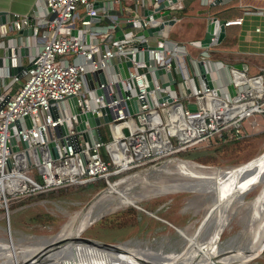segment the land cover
Listing matches in <instances>:
<instances>
[{
	"label": "built area",
	"instance_id": "obj_1",
	"mask_svg": "<svg viewBox=\"0 0 264 264\" xmlns=\"http://www.w3.org/2000/svg\"><path fill=\"white\" fill-rule=\"evenodd\" d=\"M93 1L43 0L38 12L30 15L12 12L0 23V207L6 211L9 202L24 196L98 178L109 183L108 177L119 170L170 156L215 134L221 135L224 129L228 137H245L246 124L253 127L254 115L264 112V63L258 72L249 74L235 65L210 59L203 49L191 58V74L179 60L187 53L186 47L167 38L166 24L153 31L158 34L154 41L150 40L151 35L137 33L162 20L160 15L145 18L141 10L145 0H124L130 2L131 13L124 19L126 28L121 30L120 42H115V24L97 25L91 21L90 16L96 13L94 7L76 15L79 5H92ZM115 1L118 0L109 1L103 10H108ZM174 2L175 8L182 6L180 0ZM75 16L80 19L81 37L66 31L75 28L72 24ZM240 22L241 17L224 19L225 26ZM25 27L31 28L30 33L20 32ZM9 30L15 34L9 35ZM137 42L153 47L147 49V63L139 50L137 59L128 66L129 75L120 79L121 87L128 92L121 97L112 64L119 53L134 51ZM20 46L27 47L25 55L31 66L22 72L23 80L14 86L20 76L10 75L7 66L24 64ZM6 47L8 54L3 53ZM198 59L203 60L219 94L204 85L196 67ZM158 67L171 70L175 84L178 81V91L175 84L162 86L166 77L155 73ZM98 68L104 72L105 81L93 80L94 87L88 88L84 74ZM145 70L151 74L150 89L145 88L142 77ZM194 76L198 77V83L194 82ZM227 83L234 87L232 95L226 89ZM70 95L76 96L79 112H97L101 106L109 108L113 115L107 123L109 141L104 142L100 126L99 139L93 141L86 125L84 129L90 139L89 145L86 144L76 129ZM133 95L138 96L137 110L129 113L125 99ZM164 95L169 98H161ZM189 102L195 104L194 110L188 109ZM15 123L17 127L12 131L11 125ZM117 125L120 126L115 132ZM49 141L56 156L50 153ZM112 166L117 168L111 170ZM32 167L39 179L30 173Z\"/></svg>",
	"mask_w": 264,
	"mask_h": 264
},
{
	"label": "rangeland",
	"instance_id": "obj_2",
	"mask_svg": "<svg viewBox=\"0 0 264 264\" xmlns=\"http://www.w3.org/2000/svg\"><path fill=\"white\" fill-rule=\"evenodd\" d=\"M75 21L79 25L78 18ZM196 28L194 34L197 35ZM190 30L188 27L174 29L178 35L170 34L168 38H173L172 40L177 42L190 39ZM39 33L40 30L38 35ZM215 48L221 53L219 57L221 60L233 61L232 55L223 54L227 50L225 45L224 47L216 45ZM255 58L256 61L260 59ZM23 61L25 64L28 58L24 56ZM258 64H261L260 61ZM195 78L198 81V78ZM22 80L23 76H20L14 86ZM175 86L178 91V81ZM183 102L186 103L187 100L183 99ZM254 118L256 121L253 127L247 123V135L236 142L220 145L219 139L209 137L188 148L187 154L173 153L119 170L108 177L109 183L126 177L116 185L128 195L135 196V205L120 204L117 198H107L112 194V190L106 191L109 183L105 178L49 190L52 193L47 191L13 199L8 203L7 211L5 207H0V255L11 250L10 243H5L8 234H11L14 240V244H11L13 250L17 248L19 252L23 250L22 247H38L40 244L37 242L38 239H47L68 232L89 215L91 217L89 224L84 227L81 236L111 243H127L140 248L148 247L154 251H179L184 246L186 235L195 227L208 223L211 215L218 210L224 198L223 188L211 186L144 194L146 184L163 183L171 186L170 181L179 179L180 173L238 169L241 164L264 151V113L255 114ZM99 129L104 142L109 141L111 136L108 124L102 122ZM200 152L209 154L211 161L202 163L192 158ZM235 165L239 166L232 167ZM115 168L117 167L112 166L111 170ZM30 173L39 179L34 167L30 169ZM121 177L123 178L120 179ZM263 190L264 177L250 185L244 196L250 200ZM244 211L245 208H238L224 221L219 222L217 240L219 239L218 245L222 249L238 248L242 244L245 235L242 231L245 224ZM263 228L264 222L256 228L257 233L250 241L251 245L256 244ZM231 264H264V251L261 252L260 249L257 252L247 251L234 257Z\"/></svg>",
	"mask_w": 264,
	"mask_h": 264
},
{
	"label": "bare ground",
	"instance_id": "obj_3",
	"mask_svg": "<svg viewBox=\"0 0 264 264\" xmlns=\"http://www.w3.org/2000/svg\"><path fill=\"white\" fill-rule=\"evenodd\" d=\"M119 126H115L113 130L117 132ZM115 144L117 143L115 142ZM115 160L122 163L119 159ZM236 166L239 165L232 167ZM213 170L216 169L180 173L179 179L170 181L171 186L163 183L154 185L148 183L145 186L144 194L211 186L223 188L224 198L218 210L211 215L208 223L195 227L190 234L186 235L184 246L179 251H154L148 247L140 248L127 243H115L114 246H107L89 240L81 236L82 230L89 224L91 218L89 215L68 232L47 239H38L37 242L40 243L38 247H22L23 250L19 251L20 253L17 248L13 250L11 244L14 240L11 234H8L5 243H10L11 250L6 249L8 251L5 253L6 255H0V264H141L139 258L149 260L156 257L162 259L164 264H231L237 255L247 251L257 252L259 244L261 247L263 244L264 228L255 245H251L250 241L256 236V228L264 222V190L250 200L245 198L244 193L250 185L264 177V151L253 157L252 160L241 164L238 169ZM122 180H114L109 183V188L106 191L111 189L112 194L107 198H117L120 204H134L135 196L128 195L117 187L116 184ZM241 207L245 208L243 213L245 224L242 230L245 235L242 244L238 248L218 249L217 228L219 222L224 221L232 212Z\"/></svg>",
	"mask_w": 264,
	"mask_h": 264
},
{
	"label": "crops",
	"instance_id": "obj_4",
	"mask_svg": "<svg viewBox=\"0 0 264 264\" xmlns=\"http://www.w3.org/2000/svg\"><path fill=\"white\" fill-rule=\"evenodd\" d=\"M109 1L112 0H94L92 5H79L75 10L76 15L81 16L85 14L87 8L92 6L96 9L95 15H92L93 18H91V21L93 23L97 25L113 23L116 25L115 32L119 29L122 30L126 28L124 19L131 13L130 2L124 0L111 2L110 8L106 11L103 10L102 7ZM191 1L192 0H180L182 4L180 8H175V2H173L157 11L161 13L163 12V10L168 9V13L160 17L161 19H173L172 23L165 25V28L167 29V38L170 34L178 35L174 31V29H180L184 27H188L191 29L190 39L178 42L184 44L187 49V53L182 54L179 57V60L183 61V65L186 66L191 74V58L197 57L199 55V52L203 49H206L208 52L210 49H218L215 48V46L219 42L208 47H198L191 43V40L199 39L203 36L206 30V25L212 16H216L222 19L241 17L240 23L229 24L225 26L224 36L222 37V39H229L227 50L223 53L225 56L228 54L232 55L233 61H225L224 59L219 60L226 64L232 65H235L237 62L245 63L246 68L249 71L261 66V64L258 63L259 61L260 63H262V60L264 59V0H201L202 4L205 6L199 8L194 6L190 10L187 9L186 11H182L183 6L191 4ZM154 2V0H145L143 2L141 10L143 11V8H153ZM42 5L43 0H0V10L5 11L6 19L10 17V14L12 12L28 15L32 14L33 12H38V10H40L39 8H41ZM216 13L218 15H216ZM77 16L74 17L72 24L75 28H81L80 19ZM76 18H78L79 20V25H77V22L75 21ZM195 27H197L196 30L198 29L197 35L194 34ZM256 27L258 28V30L255 29ZM115 32H113V34ZM8 34L13 36L15 32L9 30ZM180 35H182V33ZM155 37H158V34L156 32L151 35L150 40L154 41ZM17 39L19 40L20 38L18 37ZM172 41L177 42L175 40ZM193 54H195L196 56L193 57ZM24 56L20 58L22 63H24ZM26 57L28 58V56ZM255 57H260V59L256 61L254 60L257 59ZM195 77L196 76H194V82L198 83L199 79L197 81ZM180 78L181 77L178 76L177 80H180Z\"/></svg>",
	"mask_w": 264,
	"mask_h": 264
},
{
	"label": "water",
	"instance_id": "obj_5",
	"mask_svg": "<svg viewBox=\"0 0 264 264\" xmlns=\"http://www.w3.org/2000/svg\"><path fill=\"white\" fill-rule=\"evenodd\" d=\"M175 0H157L153 3V8H143L142 13L145 15L146 19H151L155 18L157 16H163L168 13V9L163 10V12L159 13L157 12L159 9L163 8L164 6H168L170 3L174 2ZM93 18V16H90V19ZM5 22V11L0 10V23ZM173 22L172 18H165L162 19L161 22H159L156 25L153 26H146L139 30L137 33H142L144 35H152L153 31H156L160 28L163 27L164 24H170ZM31 28L30 27H25L20 30L22 34H28L30 33ZM66 31H69L72 33L75 37H81V29L80 28H67ZM224 31H225V25H224V19L218 18L216 16H212L209 20V22L206 25V30L203 34V36L199 39L191 40V43L196 46H201V47H208L210 45L216 44L220 42L222 37L224 36ZM122 38L121 30H117L115 32V42H120ZM85 39H88V35L85 34ZM136 49L132 52H127L125 54L119 53L117 55L116 60L113 62L112 67L113 70L116 74V82L115 85L117 87V91L119 96L123 97L128 91L124 90L121 87V78H125L129 75L128 72V66L132 64V60L137 59L139 55V50H141L143 59L147 63V58H148V48L153 47L151 44H147L145 42H137L135 44ZM9 50L8 48H4L3 53L8 54ZM19 53L20 55H25L27 54V47L26 46H20L19 47ZM2 63V59L0 58V65ZM31 62L28 61L25 64H18V65H8V73L11 74H16L18 76H21L22 72L24 70H27L30 68ZM236 67L246 69V64L245 63H236ZM196 67L199 73V76L201 77V80L203 81L205 86H208L212 89V92L215 94H219V88L217 86H214L211 75L209 71L205 68L204 62L202 59H198L196 62ZM155 73L157 75H165L166 79L161 82L162 86L168 85V84H175L176 79L172 76V72L169 69H165L163 67H158L155 69ZM85 80H86V85L88 88H93L94 83L93 80H95L97 83L105 81V75L104 72L102 71L101 68L92 70V71H86L85 74ZM144 83H145V88L150 89L152 88V81H151V74L149 71L145 70L142 74ZM134 82V81H133ZM226 89L229 92V94L234 93V87L232 83H227ZM97 93L100 92L99 88L95 89ZM136 92L138 91L137 87L135 86ZM138 96L133 95L132 97L125 99L126 103V108L129 113H133L134 111L137 110V104H136V98ZM161 98H169L167 95L162 96ZM160 98V99H161ZM69 99L72 102V107L71 111L76 113V129L80 131L82 134L83 138L86 141V144L89 145L90 139L87 131L84 129L86 125L89 126V132L91 134V138L93 141H97L99 139V133H98V126L104 123H108L111 121L113 115L109 108L107 106H101L97 112H90V111H85V112H79L78 107L75 105L76 103V96L75 95H70ZM187 107L190 110L195 109V104L192 102L187 103ZM11 125V124H10ZM17 127V124L15 123L14 125H11V130L15 131ZM25 144V142H23ZM48 146L50 148V153L52 156H56V150L53 146V143L51 141L48 142ZM124 177V176H123ZM85 238L107 245V246H114L115 243L111 242H106L103 240H100L98 238L94 237H89V236H84ZM46 238V237H44ZM219 240V239H218ZM218 249H221V247L218 245ZM264 251V240L263 244L261 247V252ZM258 255V254H257ZM256 256V255H255ZM254 257V256H253ZM141 264H164L159 257L145 260L139 258Z\"/></svg>",
	"mask_w": 264,
	"mask_h": 264
},
{
	"label": "trees",
	"instance_id": "obj_6",
	"mask_svg": "<svg viewBox=\"0 0 264 264\" xmlns=\"http://www.w3.org/2000/svg\"><path fill=\"white\" fill-rule=\"evenodd\" d=\"M198 1H200V2H198ZM197 7V8H199V7H203V6H205V5H203L202 4V1L201 0H192L191 1V4H187V5H185V6H183V8H182V11H186L187 9H192L193 7ZM218 13V12H217ZM216 13V15H218ZM216 45H218V47L219 46H223L224 47V45H225V47L227 48L228 46L227 45H229V39H222L218 44H216ZM218 49H210L209 50V57L211 58V59H216V60H219L220 58V56H221V53L220 52H218L217 51ZM224 54V53H223ZM264 63V59L262 60V63L261 64H263ZM246 70H247V72L248 73H250V74H252V73H256V72H258L259 71V69H254V70H251V71H249L247 68H246ZM262 113H264V112H262ZM226 132H227V129H224L223 130V132H222V134L221 135H217V134H215V135H213L212 137H215V138H217V139H219V143H221L220 145H225L226 143H231V142H236V141H238V140H240V139H242V138H235V137H228L227 135H226ZM211 137V138H212ZM190 148V147H189ZM194 148V147H193ZM193 148H191V149H193ZM219 148H221V146L219 147ZM188 149V148H187ZM187 149H184V150H180V151H178V152H176L177 154H180V153H183V154H187V153H189V152H186V150ZM192 158L193 159H196L197 161H199V162H202V163H207V162H210L211 161V156H209V154H206V153H203V152H200V153H196L195 155H193L192 156ZM197 169H206V168H197ZM49 192H51V191H49ZM52 193V192H51ZM41 194V193H40ZM23 199V198H22ZM22 199H20V200H22ZM20 200H18V201H20ZM260 247H261V245L258 247L259 249H260Z\"/></svg>",
	"mask_w": 264,
	"mask_h": 264
}]
</instances>
